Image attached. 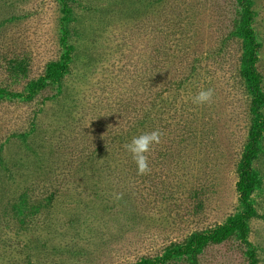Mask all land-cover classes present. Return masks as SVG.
I'll return each mask as SVG.
<instances>
[{
	"label": "rangeland",
	"instance_id": "1",
	"mask_svg": "<svg viewBox=\"0 0 264 264\" xmlns=\"http://www.w3.org/2000/svg\"><path fill=\"white\" fill-rule=\"evenodd\" d=\"M0 264H264V0H0Z\"/></svg>",
	"mask_w": 264,
	"mask_h": 264
},
{
	"label": "clouds",
	"instance_id": "2",
	"mask_svg": "<svg viewBox=\"0 0 264 264\" xmlns=\"http://www.w3.org/2000/svg\"><path fill=\"white\" fill-rule=\"evenodd\" d=\"M213 92L211 89L200 90L194 97L193 102L197 104H204L211 101ZM161 133L159 131H151L142 133L139 136L133 137L131 141L124 145V148L132 156L133 161L137 167V174L143 175L150 171L148 166L147 153L150 152L153 144H158L160 141ZM119 199V194H117Z\"/></svg>",
	"mask_w": 264,
	"mask_h": 264
},
{
	"label": "trees",
	"instance_id": "3",
	"mask_svg": "<svg viewBox=\"0 0 264 264\" xmlns=\"http://www.w3.org/2000/svg\"><path fill=\"white\" fill-rule=\"evenodd\" d=\"M257 136L252 137V143L250 150L244 155V160L242 164V171H241V178L238 182V191L240 193V197L242 199H246V197L250 194L252 189V180H251V173H250V162L254 158V144L256 143Z\"/></svg>",
	"mask_w": 264,
	"mask_h": 264
}]
</instances>
